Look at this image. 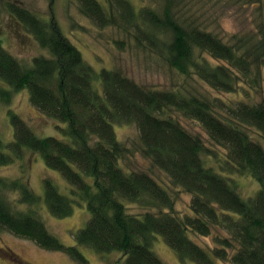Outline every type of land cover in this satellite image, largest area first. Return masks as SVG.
<instances>
[{"label": "trees", "instance_id": "trees-1", "mask_svg": "<svg viewBox=\"0 0 264 264\" xmlns=\"http://www.w3.org/2000/svg\"><path fill=\"white\" fill-rule=\"evenodd\" d=\"M77 1L81 13L98 26L124 30L137 48L185 77L224 93L244 89L251 97L257 90L262 98L252 101L243 93L228 100L197 88L149 87L115 67L97 71L53 21L9 2L16 20L45 52L24 61L0 39V103H10L28 88L37 109L65 123V138L38 136L9 111L15 136L5 142L0 133V164L24 163L18 178L0 177V232L66 252L81 264L89 260L80 247L105 256L120 253L123 264H167L151 247L155 234L181 260L264 264V143L250 133L255 129L264 136V17L255 31L222 36L190 21L182 12L183 0H165L158 10H137L130 0ZM238 3L255 5L264 15V0ZM184 117L198 121L215 147L185 125ZM115 124L136 125V147L119 139ZM27 150L38 152L73 186L68 195L44 178L49 212L67 217L75 203H85L90 211L74 245L61 242L40 218L42 199L27 177ZM136 150L169 180L125 162ZM214 157L217 163H211ZM241 176L254 179L257 189L243 192ZM179 190L192 196L187 210L177 207ZM12 192L18 196L11 198ZM133 206L141 211L133 212ZM195 234L211 237L213 244L199 243Z\"/></svg>", "mask_w": 264, "mask_h": 264}, {"label": "rangeland", "instance_id": "rangeland-1", "mask_svg": "<svg viewBox=\"0 0 264 264\" xmlns=\"http://www.w3.org/2000/svg\"><path fill=\"white\" fill-rule=\"evenodd\" d=\"M100 1L107 4L106 0ZM130 1L137 10H142L144 7L158 10L163 6L165 0ZM183 1H185V5L182 12L190 21L214 30L222 36H229L242 30L255 31L256 26L264 17L255 5H244L238 3V0ZM9 2L21 4L37 13L42 19L53 21L63 34L79 47L85 60L97 71L104 67H115L121 69L136 82L149 87L170 88L182 86L197 88L205 95H220L228 100L243 98V93L252 101H258L262 98V94L257 90L251 93V97L244 89L241 91L243 93L240 94L224 93L210 88L198 79L185 77L158 59L149 50L137 48L133 43L134 40L125 34L124 30L112 25L98 26L91 18L81 13L77 0H0V39L10 52L24 61H29L33 57L42 54L45 49L16 20L15 15L11 13ZM123 40L125 41L124 45L120 43ZM206 56L209 57L208 54ZM10 110L25 119L38 136L53 135L65 138V134L61 129L65 126V123H58L57 120L45 116L37 109L31 103L30 92L26 88L15 93L10 103H0V133L5 142L14 140L15 136L14 126L9 117ZM182 121L192 131L204 136L210 146L215 147L198 121L185 117L182 118ZM114 127L119 139L125 141L129 146L136 147L135 144L138 142L139 134L135 124H115ZM250 133L264 143V136H261L255 129H250ZM28 152L31 155L26 156L29 163L27 177L34 192L42 199L41 204H38L40 218L61 242L66 245H74L75 233L85 226L90 217V211L85 203H75L73 213L67 217H58L49 212L44 202V178H52L60 190L68 195L72 194L73 186L66 181L60 171L47 166L38 152L27 150ZM125 162L137 168L150 171L153 169L157 177L169 180L168 176L159 168L151 167V161L145 158L139 150H136L131 159L125 160ZM22 163H24L23 160L12 165L0 164V177L18 178L23 173ZM211 163H217V159L214 157ZM239 181L240 187L245 193H252L258 187V183L248 176L239 177ZM176 193L178 194L177 207L181 210H187L191 201V194L182 190L176 191ZM10 196L15 198L18 193L12 192ZM244 196L250 195L244 194ZM25 206L30 207L27 204L23 205V207ZM34 208L36 207L34 206ZM130 209L133 212L141 211L140 207L133 206ZM195 238L201 244L209 246L213 244L211 237L195 234ZM151 247L167 264H197L194 261L181 260L177 252L169 246L160 234H155ZM80 248L89 260V264H123L118 260L121 259L120 253L105 256L88 247ZM219 263L223 264L222 262ZM0 264L81 263L66 252L47 250L30 239L3 231L0 232ZM224 264L232 263L225 262Z\"/></svg>", "mask_w": 264, "mask_h": 264}, {"label": "bare ground", "instance_id": "bare-ground-1", "mask_svg": "<svg viewBox=\"0 0 264 264\" xmlns=\"http://www.w3.org/2000/svg\"><path fill=\"white\" fill-rule=\"evenodd\" d=\"M165 9V8H164ZM170 11V10H169ZM172 11V10H171ZM158 14H159V12H158ZM171 17V16H170Z\"/></svg>", "mask_w": 264, "mask_h": 264}]
</instances>
